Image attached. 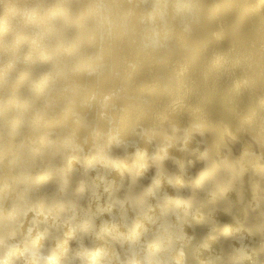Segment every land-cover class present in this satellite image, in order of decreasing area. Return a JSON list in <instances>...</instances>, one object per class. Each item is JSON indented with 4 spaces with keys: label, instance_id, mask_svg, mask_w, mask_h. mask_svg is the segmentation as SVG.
<instances>
[{
    "label": "bare ground",
    "instance_id": "6f19581e",
    "mask_svg": "<svg viewBox=\"0 0 264 264\" xmlns=\"http://www.w3.org/2000/svg\"><path fill=\"white\" fill-rule=\"evenodd\" d=\"M52 1L0 0V264H264V0Z\"/></svg>",
    "mask_w": 264,
    "mask_h": 264
},
{
    "label": "rangeland",
    "instance_id": "374dc122",
    "mask_svg": "<svg viewBox=\"0 0 264 264\" xmlns=\"http://www.w3.org/2000/svg\"><path fill=\"white\" fill-rule=\"evenodd\" d=\"M53 3H56L55 0L52 1V4H53ZM54 9H55V7H54ZM22 15H23V14H22ZM32 28H34V26H33ZM70 31H71V29H70ZM66 44L68 45V47L70 46V43H66ZM68 54H69V53H68ZM68 54H66L65 56H66V57H71V55H68Z\"/></svg>",
    "mask_w": 264,
    "mask_h": 264
}]
</instances>
